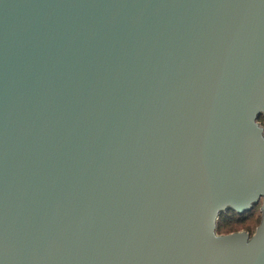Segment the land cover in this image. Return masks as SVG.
Masks as SVG:
<instances>
[{
	"label": "water",
	"instance_id": "obj_1",
	"mask_svg": "<svg viewBox=\"0 0 264 264\" xmlns=\"http://www.w3.org/2000/svg\"><path fill=\"white\" fill-rule=\"evenodd\" d=\"M262 115L264 0H0V264H264Z\"/></svg>",
	"mask_w": 264,
	"mask_h": 264
},
{
	"label": "trees",
	"instance_id": "obj_2",
	"mask_svg": "<svg viewBox=\"0 0 264 264\" xmlns=\"http://www.w3.org/2000/svg\"><path fill=\"white\" fill-rule=\"evenodd\" d=\"M259 120L264 126L263 115L260 116ZM260 208L261 204L257 205L251 212L245 214H239L233 210L222 213L218 220V233L228 234L233 231H238L240 228H244L252 235L262 220Z\"/></svg>",
	"mask_w": 264,
	"mask_h": 264
},
{
	"label": "rangeland",
	"instance_id": "obj_3",
	"mask_svg": "<svg viewBox=\"0 0 264 264\" xmlns=\"http://www.w3.org/2000/svg\"><path fill=\"white\" fill-rule=\"evenodd\" d=\"M257 229V228H256ZM242 231H247V230H245L244 228H240L238 231H233V232H231V233H234V232H242ZM248 232V231H247ZM229 234V233H228ZM251 234V233H250Z\"/></svg>",
	"mask_w": 264,
	"mask_h": 264
}]
</instances>
